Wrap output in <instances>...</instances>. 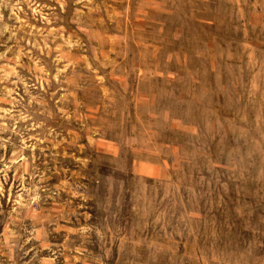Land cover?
Instances as JSON below:
<instances>
[{"label":"rangeland","instance_id":"374dc122","mask_svg":"<svg viewBox=\"0 0 264 264\" xmlns=\"http://www.w3.org/2000/svg\"><path fill=\"white\" fill-rule=\"evenodd\" d=\"M33 225L56 264H264V0H0L19 262L37 264Z\"/></svg>","mask_w":264,"mask_h":264},{"label":"crops","instance_id":"0c3cea01","mask_svg":"<svg viewBox=\"0 0 264 264\" xmlns=\"http://www.w3.org/2000/svg\"><path fill=\"white\" fill-rule=\"evenodd\" d=\"M133 172L140 178L144 179H161L167 175V167L163 162L152 160H137L131 165ZM33 239L37 240V251L30 248L27 252H32L31 256H37V264H56L64 261L62 253H60V247H57L55 251L53 249L52 237L54 230L49 231L45 226L43 228L32 227ZM0 264H28L26 262H19L15 259V247H13V241L6 238L0 239ZM25 255V252L23 253Z\"/></svg>","mask_w":264,"mask_h":264}]
</instances>
